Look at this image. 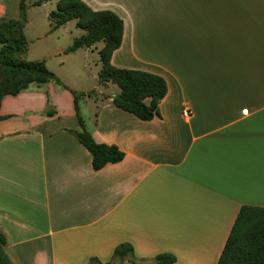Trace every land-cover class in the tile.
Segmentation results:
<instances>
[{
  "label": "crops",
  "instance_id": "obj_1",
  "mask_svg": "<svg viewBox=\"0 0 264 264\" xmlns=\"http://www.w3.org/2000/svg\"><path fill=\"white\" fill-rule=\"evenodd\" d=\"M81 1L122 21L111 64L161 76L166 95L150 121L113 107L119 90L81 99L94 142L124 153L98 171L70 132L79 129L71 91H88L62 80L6 96V255L12 264H107L127 243L139 264L164 253L175 264H216L240 207L264 208V0ZM18 6L0 0V18L16 19ZM66 48L55 54L69 59Z\"/></svg>",
  "mask_w": 264,
  "mask_h": 264
},
{
  "label": "trees",
  "instance_id": "obj_2",
  "mask_svg": "<svg viewBox=\"0 0 264 264\" xmlns=\"http://www.w3.org/2000/svg\"><path fill=\"white\" fill-rule=\"evenodd\" d=\"M52 0H36L33 5L39 6ZM55 8L48 14L50 28L55 30L69 21L84 31L73 39L72 44L64 51L66 54L78 49H90L101 42L98 50L100 69L97 73L98 84L108 83L118 87L119 92L112 97V106L135 116L141 121H150L158 115V105L166 95L165 80L156 74L140 70L121 69L111 64V56L122 41L123 24L121 19L111 11H93L81 0H54ZM25 0L19 1L16 19L0 18V103L6 96H16L31 85L39 86L55 82L64 86L61 80L50 72L43 61H27L24 57L27 41L23 34L26 24ZM74 109L78 120V130L70 132L91 155V167L94 171L106 164L119 163L124 153L116 146L97 144L85 129L79 115L78 104L84 98H95L94 91L77 93L71 91ZM50 115L49 112L45 113ZM0 116V120H1ZM6 237L0 233V264H12L5 253ZM129 261L139 264L134 259L131 245H117L111 260ZM94 259L89 264H94ZM152 264H175L176 259L170 254H158ZM216 264H264V208L241 206Z\"/></svg>",
  "mask_w": 264,
  "mask_h": 264
},
{
  "label": "rangeland",
  "instance_id": "obj_3",
  "mask_svg": "<svg viewBox=\"0 0 264 264\" xmlns=\"http://www.w3.org/2000/svg\"><path fill=\"white\" fill-rule=\"evenodd\" d=\"M35 1L25 0L27 19L23 28V34L27 41L25 59L27 61H43L47 68L50 69V72L54 73L53 71H56V73H60V76L54 74L78 92L100 91L106 95H110L112 91L117 92L119 89L114 84H106L105 86H107L108 90L104 88L105 86L98 84L97 73L100 69V63L97 51L102 48V43H96V49L88 52L86 57L82 51L76 50L68 53L71 56L68 57L69 59L63 60L55 54L56 49L63 45L68 48L72 44V39L79 37L84 31L76 28L74 21H69L64 28L61 26L52 30L48 14L54 10L55 1L52 0L39 6H34L33 3ZM63 54L66 53L63 52ZM61 61H63V64H61ZM79 107L81 114H85L87 108L84 106L83 100L79 102Z\"/></svg>",
  "mask_w": 264,
  "mask_h": 264
},
{
  "label": "built area",
  "instance_id": "obj_4",
  "mask_svg": "<svg viewBox=\"0 0 264 264\" xmlns=\"http://www.w3.org/2000/svg\"><path fill=\"white\" fill-rule=\"evenodd\" d=\"M182 114H183L184 116H187V115L189 114V112H188V110H184V111L182 112Z\"/></svg>",
  "mask_w": 264,
  "mask_h": 264
},
{
  "label": "water",
  "instance_id": "obj_5",
  "mask_svg": "<svg viewBox=\"0 0 264 264\" xmlns=\"http://www.w3.org/2000/svg\"><path fill=\"white\" fill-rule=\"evenodd\" d=\"M113 97H114V95H113Z\"/></svg>",
  "mask_w": 264,
  "mask_h": 264
}]
</instances>
